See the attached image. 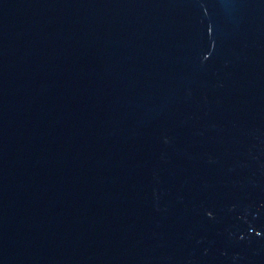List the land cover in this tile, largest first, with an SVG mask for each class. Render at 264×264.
I'll list each match as a JSON object with an SVG mask.
<instances>
[{
	"label": "water",
	"instance_id": "obj_1",
	"mask_svg": "<svg viewBox=\"0 0 264 264\" xmlns=\"http://www.w3.org/2000/svg\"><path fill=\"white\" fill-rule=\"evenodd\" d=\"M0 264H264V0H0Z\"/></svg>",
	"mask_w": 264,
	"mask_h": 264
}]
</instances>
